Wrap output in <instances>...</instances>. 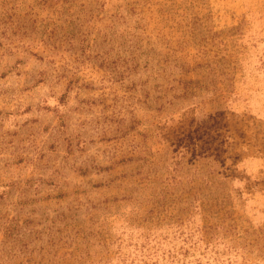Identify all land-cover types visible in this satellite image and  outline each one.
<instances>
[{
    "label": "rangeland",
    "instance_id": "obj_1",
    "mask_svg": "<svg viewBox=\"0 0 264 264\" xmlns=\"http://www.w3.org/2000/svg\"><path fill=\"white\" fill-rule=\"evenodd\" d=\"M0 264H264V0H0Z\"/></svg>",
    "mask_w": 264,
    "mask_h": 264
}]
</instances>
